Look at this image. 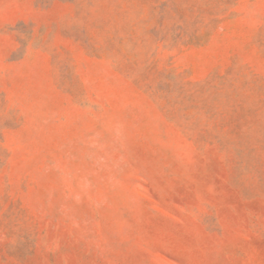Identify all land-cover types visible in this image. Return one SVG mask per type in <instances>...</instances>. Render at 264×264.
Returning a JSON list of instances; mask_svg holds the SVG:
<instances>
[{
	"label": "rangeland",
	"instance_id": "374dc122",
	"mask_svg": "<svg viewBox=\"0 0 264 264\" xmlns=\"http://www.w3.org/2000/svg\"><path fill=\"white\" fill-rule=\"evenodd\" d=\"M0 264H264V0H0Z\"/></svg>",
	"mask_w": 264,
	"mask_h": 264
}]
</instances>
